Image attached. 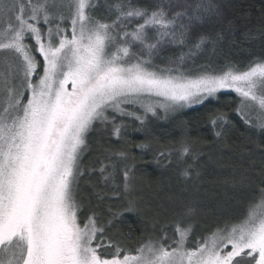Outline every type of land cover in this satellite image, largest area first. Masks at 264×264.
Returning <instances> with one entry per match:
<instances>
[{"label": "snow or ice", "instance_id": "1", "mask_svg": "<svg viewBox=\"0 0 264 264\" xmlns=\"http://www.w3.org/2000/svg\"><path fill=\"white\" fill-rule=\"evenodd\" d=\"M99 6V0H0V264H264V180L242 216L194 241L191 225L181 221L171 239L162 229L135 249L109 235L124 212L138 207L136 157L122 135L123 118L134 117L135 130L150 134L149 114L167 117L231 91L239 100L236 114L264 144V58L243 70L186 67L223 39L191 40L196 28L222 19L217 0H153L151 6L111 0L110 22L94 15ZM172 46L179 55L157 66L159 52ZM96 124L111 125L126 146L112 154L123 163L119 183L112 156L98 169L112 189L106 218L86 212L78 196L82 154ZM210 125L211 143L223 155L225 125L232 121L221 112ZM198 143L189 137L178 149L186 178L200 176L206 154ZM135 146L143 160L150 144ZM172 156L162 149L153 159L167 167ZM97 196L103 201L108 193ZM120 201L123 211L114 207Z\"/></svg>", "mask_w": 264, "mask_h": 264}, {"label": "trees", "instance_id": "2", "mask_svg": "<svg viewBox=\"0 0 264 264\" xmlns=\"http://www.w3.org/2000/svg\"><path fill=\"white\" fill-rule=\"evenodd\" d=\"M178 2L184 3L185 0ZM187 2L194 3L195 0ZM217 2L221 5L222 19L214 18L196 28L191 40L195 42L202 34L212 38L220 34L223 39L216 44L215 51L209 45L193 57L186 67L193 71L201 68L220 71L226 66L243 70L253 60L264 58V0ZM109 3L111 0H99L100 6L94 13L106 22L112 19L106 7ZM132 3L151 6L153 0H132ZM180 51L175 46L163 48L155 64L166 66L169 59L178 56ZM237 103L234 95L222 93L214 101H207L198 107L180 112L166 122L148 118L150 134L136 131L140 122L135 119H123L126 128L122 135L132 142L129 147L136 157L134 199L138 201V207L133 212H124L115 221L109 232L110 236L135 249L148 238H159L163 234L162 229L172 238L175 235V223L181 221L182 226L191 225L192 239L195 240L244 214L249 202L256 198L258 188L262 186L261 181L264 180V144H261V135L250 130L235 113ZM221 112L226 113L232 121L231 127L225 125L229 129L228 147L224 149L223 155L211 143L213 130L210 125V119ZM116 122L120 123L121 120L118 118ZM189 137L200 141L196 148L206 154L200 157L198 178L195 174L191 178L184 177L182 171L187 165L177 162L178 149ZM142 142L150 144V150L143 160L141 151L135 146ZM162 149L173 153L170 166H158L153 159ZM120 150H126V146L110 130H105L102 137L90 133L81 167L96 173L101 163H109V156L118 164L119 159L112 154ZM164 164H167L166 160ZM122 169L123 166L120 168V165L116 168L119 176ZM97 184L99 189L95 197H85L83 203L86 212L96 210L105 217L108 206L113 204L109 198L111 185L109 189H105L99 182ZM97 193H108V196L101 201ZM114 207L123 211L124 202L120 201ZM188 208L193 211L186 216Z\"/></svg>", "mask_w": 264, "mask_h": 264}, {"label": "rangeland", "instance_id": "3", "mask_svg": "<svg viewBox=\"0 0 264 264\" xmlns=\"http://www.w3.org/2000/svg\"><path fill=\"white\" fill-rule=\"evenodd\" d=\"M30 43H34V42H32V41H29ZM37 55V59L39 60V59H41L40 57H39V55L38 54H36ZM195 71H199V70H195ZM70 87V86H69ZM222 93H226V94H232V95H234L235 97H236V99L238 100V97H237V95L234 93V92H231V91H222V92H220V93H218L217 94V96L219 95V94H222ZM216 98H212V99H210V100H207V101H214ZM207 101H205V102H207ZM238 104H239V100H238V103H237V106H238ZM198 106H200V105H196V106H194V107H191V108H186V109H183V110H180V111H177V112H175V113H170V114H168L167 115V117H165V115H164V113L162 112V111H160L159 112V117H153V116H151V114H149L148 115V118H156V119H158L160 122H166V120H168L170 117H172V116H174V115H176V114H178V113H180V112H183V111H187V110H189V109H192V108H195V107H198ZM237 108V107H236ZM130 111L132 110L131 108L129 109ZM136 112H137V114L138 115H142L143 113H142V110H140V109H136ZM235 113H236V111H235ZM110 115H111V113H110ZM127 118H132V119H135L134 117H124L123 119H127ZM136 120V119H135ZM136 121H138V120H136ZM139 122V121H138ZM119 124V123H118ZM107 131V130H110L111 132H112V126L111 125H109L108 127H101L99 124H96L95 126H94V130L93 131H91V132H89L88 133V136H89V134L90 133H95V135H98L99 137H102V133L104 132V131ZM87 136V137H88ZM115 136V135H114ZM86 151H87V148L85 149V151L83 152V154H82V158H83V156H84V154L86 153ZM178 162V161H177ZM117 164V163H116ZM119 165H120V168L123 166V163L121 162V161H119V163H118ZM117 164V167L119 166ZM115 179H116V182L117 183H119L120 181H121V179H122V174L119 176L118 174H117V172L115 171ZM98 180V181H97ZM97 182H99L100 184H101V186H103V187H106L105 189H109L110 187H109V185H107V186H105V185H103V182L101 181V177H100V173L97 171L96 173H92L91 172V170H85L84 171V175L81 177V179H80V184H79V192H78V196H79V198L84 202V198L85 197H88V196H90V198L92 199V198H94L95 197V195H96V192H97V189H99V186H98V184H97ZM93 184H96L97 186H94ZM109 187V188H108ZM111 189V188H110ZM112 190V189H111ZM175 234V233H174ZM169 239H171V237H169ZM192 241H194L193 239H192ZM192 241H190V244H191V242Z\"/></svg>", "mask_w": 264, "mask_h": 264}]
</instances>
